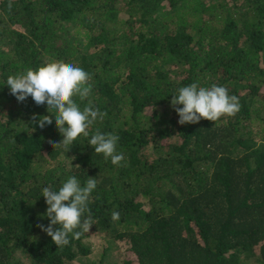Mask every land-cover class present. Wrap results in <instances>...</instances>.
<instances>
[{
	"label": "trees",
	"instance_id": "1",
	"mask_svg": "<svg viewBox=\"0 0 264 264\" xmlns=\"http://www.w3.org/2000/svg\"><path fill=\"white\" fill-rule=\"evenodd\" d=\"M9 2L0 0V264H108L111 242L133 256L125 264H264V0ZM53 61L90 73L89 99L107 113L67 148L50 143L63 139L56 113L18 102L6 84ZM192 83L226 87L239 112L179 124L172 96ZM33 115L52 124L41 129ZM97 128L119 137L123 166L89 145ZM72 176L97 180L94 224L57 247L37 227L50 224L42 190ZM94 235L109 245L100 261Z\"/></svg>",
	"mask_w": 264,
	"mask_h": 264
},
{
	"label": "clouds",
	"instance_id": "2",
	"mask_svg": "<svg viewBox=\"0 0 264 264\" xmlns=\"http://www.w3.org/2000/svg\"><path fill=\"white\" fill-rule=\"evenodd\" d=\"M11 7L10 0L9 10ZM91 80V74L82 68L63 61H53L38 69L29 68L23 74L9 76L6 84L18 102L31 97L37 106L46 103L48 112L56 113L55 125L63 137L58 143L50 142L56 149L60 146L67 148L81 136L88 138V129L107 116L106 112L95 108L89 99L92 92ZM76 98L88 101L83 109ZM171 105L179 116L178 123L181 125L196 124L201 119L216 122L221 117H232L240 110L238 97L229 95L226 87L215 84L208 88L199 87L197 83L181 87L178 94L172 96ZM178 105L182 107H176ZM37 119L41 129L52 124L51 115L39 118L33 115L32 120ZM118 141V136L105 134L97 128L88 143L95 153L103 154L106 159L110 158L113 165L123 166L121 162L125 157L122 152H117ZM96 187V178L88 177L86 185L81 186L80 181L72 176L59 190H53L50 186L43 188L42 196L47 204L46 215L50 224L47 227L38 224L37 227L50 236L57 247L67 246L70 243L69 235L73 239H80L83 233L89 232L94 224L89 202ZM111 219L119 221L120 213L114 211ZM56 225L59 227L54 228Z\"/></svg>",
	"mask_w": 264,
	"mask_h": 264
},
{
	"label": "rangeland",
	"instance_id": "3",
	"mask_svg": "<svg viewBox=\"0 0 264 264\" xmlns=\"http://www.w3.org/2000/svg\"><path fill=\"white\" fill-rule=\"evenodd\" d=\"M91 247H92V254L91 258L93 260H102V256L105 252L107 244L106 239L103 236H93L91 238ZM111 250L108 255L105 257V260L108 264H125L128 258L130 260L133 259V256L127 252V247L119 246L118 244L111 242ZM104 259V256H103ZM28 262H22L20 264H27ZM18 264V263H17Z\"/></svg>",
	"mask_w": 264,
	"mask_h": 264
}]
</instances>
